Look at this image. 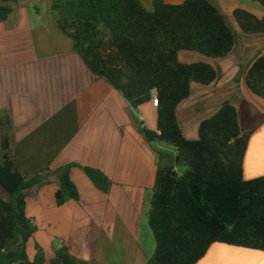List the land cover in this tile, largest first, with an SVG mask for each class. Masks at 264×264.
Returning <instances> with one entry per match:
<instances>
[{
    "label": "trees",
    "instance_id": "obj_1",
    "mask_svg": "<svg viewBox=\"0 0 264 264\" xmlns=\"http://www.w3.org/2000/svg\"><path fill=\"white\" fill-rule=\"evenodd\" d=\"M19 1L0 0V22L9 18ZM253 1L264 7V0ZM51 10L74 51L128 101L144 139L175 148V154L156 151L159 163L148 214L156 249L145 264H197L215 243L264 251V175L244 177L249 141L264 123V113L249 125L227 99L200 122L196 139L184 135L178 119V107L192 94L193 83L209 86L223 76L222 69L210 62L180 60V52L227 58L243 44V35L264 34V16L235 8L232 16L238 30L215 0H152V9L142 0H51ZM234 80L243 81L253 95L264 99V54L240 63ZM154 95L156 130L136 115ZM1 123L11 130L8 117ZM76 165L23 174L15 165L6 133L0 153V187L7 194L0 196V264H99L73 255L66 244L48 263L41 246L33 258L28 251L38 229L27 214L29 191L54 174L57 204L79 200L71 178ZM180 165L186 167L183 173L178 171ZM82 168L96 187L109 192L112 181L102 170Z\"/></svg>",
    "mask_w": 264,
    "mask_h": 264
},
{
    "label": "crops",
    "instance_id": "obj_2",
    "mask_svg": "<svg viewBox=\"0 0 264 264\" xmlns=\"http://www.w3.org/2000/svg\"><path fill=\"white\" fill-rule=\"evenodd\" d=\"M215 1L228 16L238 7L264 16V7L253 0ZM49 11L51 6L45 10L35 7L38 19L34 21L28 6L18 11L14 7L9 18L0 22V114L10 120L17 169L32 175L77 164L71 178L79 190V200L57 204L58 177L54 174L48 177L49 182L29 191L27 214L38 226L28 242L30 257L39 245L48 263L56 249L66 244L73 255L91 262L145 264L148 258L139 237L158 169L156 151L175 154V148L163 142L151 145L144 139L134 124L128 101L86 65ZM251 44L243 42L224 59L195 60L219 66L223 76L209 86L192 85V94L179 105L178 119L187 138L195 135L200 122L227 99L239 108L242 117L241 111L250 120L260 113L251 97L246 98L248 91L242 82L235 87L233 81L239 64L250 61L260 49L257 45L246 55L244 47ZM199 111L203 115L193 121ZM136 115L145 126L157 129L153 100L142 104ZM82 166L102 170L112 181L109 192L96 187ZM261 175L264 123L252 134L244 163L245 179ZM197 264H264V251L215 243Z\"/></svg>",
    "mask_w": 264,
    "mask_h": 264
},
{
    "label": "rangeland",
    "instance_id": "obj_3",
    "mask_svg": "<svg viewBox=\"0 0 264 264\" xmlns=\"http://www.w3.org/2000/svg\"><path fill=\"white\" fill-rule=\"evenodd\" d=\"M142 2H143V4L147 8L152 9V0H142ZM13 5L17 9V11L19 10V8H22L23 6L24 7L25 6H28V8L32 10V12L30 13L31 18H32V20L35 21V20L38 19V15H36V13L33 12L34 11V8L35 7H39L40 9H44V10L45 9H49V7L51 6V0H20L19 2L14 3ZM224 6L227 8L228 7V4L226 2H224ZM49 12L52 13L51 11H49ZM228 17H229V20L232 23V25L236 29L239 30V27L237 26V24H236L233 16L231 15V16H228ZM262 35L264 36V34H262ZM259 37H262V36H256V35H243L242 36L244 43L247 42V41H252L253 42V44H251L250 46L249 45H246L244 47V50H245V54L246 55H249L250 52H251V50L255 46H257V45H259L260 49H258V51L254 55L264 54V38H259ZM199 57L205 58V59H209V60H212V61H214V60L216 61L217 60V59L208 58L206 56H203V55H201V54H199L197 52H193V51L183 50V51L180 52V60H182L184 62H194L195 60H198ZM233 81H234V86L235 87H240V82H235L234 79H233ZM242 84L245 86V84H244L243 81H242ZM193 85H195L193 87H196V85L198 87H201V84H198V83H193ZM245 90L248 91V96H246V98L248 100H250V97H251V99H252L251 102L255 105V107L258 109V111L260 113H262V112L264 113V110H263L264 108H262V106L264 107V99L259 98V97L255 96V95H253L246 88V86H245ZM233 91H234V93L237 94V92H235V90H233ZM229 92H232V91H229ZM232 96H235V95H231V97ZM241 112H243L242 114H244V117H242V119L245 121V123L251 125L252 120H250V117L247 116V113L245 111H241ZM255 113H256V111H255ZM202 115H203V112L202 111H199V113L194 114V116L192 117L193 121L200 120V117ZM185 116L186 115L183 114L182 115V118H184ZM252 116H253V118H255L256 116H258V113L254 114ZM1 119L3 121H5V118L0 114V153L3 151V138L6 135V133H8V135H9V137L11 139V132H10L9 129L7 130V126L5 125V123H3V124L1 123V121H2ZM189 137H190V139H196V138H198V132L195 135H189ZM165 145H169V144L165 143ZM185 170H186V167L184 165H180L178 167V171L180 173H183ZM0 196H2L4 198H7V194L5 193V191L1 187H0ZM151 197H152V195H151ZM147 201H148V207H147V209H145V214H144V217H143L144 220H143V223H142L141 233H140V237H139V243H140V245H141V247H142L145 255L149 259L154 254V252H155L156 242H155L154 234H153L152 229H151V227L149 225V222H148V214H149L150 207H151V198H149ZM34 241H35V239H34ZM56 243H58V241ZM222 245L227 246V247H235V246L227 245V244H222ZM32 247L35 248V242H32ZM32 247H30V251L32 250Z\"/></svg>",
    "mask_w": 264,
    "mask_h": 264
},
{
    "label": "built area",
    "instance_id": "obj_4",
    "mask_svg": "<svg viewBox=\"0 0 264 264\" xmlns=\"http://www.w3.org/2000/svg\"><path fill=\"white\" fill-rule=\"evenodd\" d=\"M153 101H154L155 105H158V98H157V96L154 97Z\"/></svg>",
    "mask_w": 264,
    "mask_h": 264
}]
</instances>
